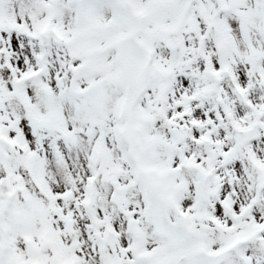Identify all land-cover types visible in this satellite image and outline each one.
<instances>
[{"label": "snow or ice", "instance_id": "snow-or-ice-1", "mask_svg": "<svg viewBox=\"0 0 264 264\" xmlns=\"http://www.w3.org/2000/svg\"><path fill=\"white\" fill-rule=\"evenodd\" d=\"M0 264H264V0H0Z\"/></svg>", "mask_w": 264, "mask_h": 264}]
</instances>
